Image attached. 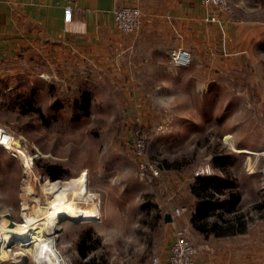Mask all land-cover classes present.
<instances>
[{
	"label": "rangeland",
	"instance_id": "rangeland-1",
	"mask_svg": "<svg viewBox=\"0 0 264 264\" xmlns=\"http://www.w3.org/2000/svg\"><path fill=\"white\" fill-rule=\"evenodd\" d=\"M65 50L73 56L31 60L25 66L28 75L0 79V124L32 156L34 177L31 192L24 193L22 160L0 146V215L16 224H25L24 216L41 221L39 230L29 228L41 234L40 241L36 236L15 240L11 251L4 249L0 264H39L35 244L43 235L51 236L60 264H75L76 240L87 231L88 241L98 239L90 254L102 256L105 264H150L163 243L161 214L172 206H189V183L201 168H207L201 174L235 178L240 199L224 215L240 214L244 227L261 240L264 32L237 59L205 56L200 68L190 64L173 74L146 76L152 82L141 91L123 89L125 76L117 68L80 58L73 47ZM136 128L145 134L147 161L159 170L152 181L137 174ZM214 154L231 156L227 163L213 165ZM43 163L66 170L55 181L62 183L58 195L74 205L69 217L82 218L63 219L52 233L43 216L36 217L38 208L49 207L56 194L47 185L52 179L43 172ZM182 214L174 217L179 223ZM13 252L24 254L22 263Z\"/></svg>",
	"mask_w": 264,
	"mask_h": 264
},
{
	"label": "crops",
	"instance_id": "crops-1",
	"mask_svg": "<svg viewBox=\"0 0 264 264\" xmlns=\"http://www.w3.org/2000/svg\"><path fill=\"white\" fill-rule=\"evenodd\" d=\"M121 5L141 10L142 23L136 31L124 33L116 27L113 9ZM66 6L71 7L69 19L64 18ZM212 11L201 0H0V79L28 75L25 66L31 60L73 56L65 50L73 47L80 58L117 68L125 76L123 89L141 91L152 82L146 76L173 74L190 64L200 68L205 56L237 59L264 32V0H229L219 21L207 19ZM176 48L191 53L188 65L170 62L169 52ZM189 195L182 223L166 221L161 214L163 243L155 254L164 261L175 228L184 226L198 246L196 264H264V234L257 242L246 226L229 233L195 228L190 221L195 197Z\"/></svg>",
	"mask_w": 264,
	"mask_h": 264
},
{
	"label": "built area",
	"instance_id": "built-area-1",
	"mask_svg": "<svg viewBox=\"0 0 264 264\" xmlns=\"http://www.w3.org/2000/svg\"><path fill=\"white\" fill-rule=\"evenodd\" d=\"M201 1L213 8L212 13L207 19L210 21H219V13L228 8L229 0ZM70 14L71 7L66 6L64 9V18L69 19ZM113 18L118 30L124 33H131L140 27L142 23V12L139 7L135 5H121L113 9ZM169 60L176 66H185L191 62V53L182 48L172 49L169 52ZM16 144H18V146ZM0 146L6 148L11 155L22 160L23 169H25V167L30 168L32 156L28 155L20 146L19 138L16 137L14 133L9 132L2 124H0ZM133 149L137 158L138 177L142 180L152 181V179L159 175V170L154 164L147 161L145 157V134L138 128L133 132ZM206 169L207 168H201L197 170L195 175L204 173V170ZM185 209V206L172 207V220H174L175 215H180ZM14 224L15 222H13L8 216L0 215V260H4L2 249H8V246H2L4 237ZM197 253L198 246L192 240L186 227L178 226L174 230L173 239L169 245L168 254L165 260L163 261L159 254H153L150 258V264H196L195 257Z\"/></svg>",
	"mask_w": 264,
	"mask_h": 264
},
{
	"label": "trees",
	"instance_id": "trees-1",
	"mask_svg": "<svg viewBox=\"0 0 264 264\" xmlns=\"http://www.w3.org/2000/svg\"><path fill=\"white\" fill-rule=\"evenodd\" d=\"M83 98L85 95L83 94ZM86 102L81 106L86 105ZM81 104V103H80ZM230 154H214L212 157L213 165H223L227 163ZM43 172L51 179L61 178L66 170L57 163H43L41 165ZM235 178L228 173L225 176L197 174L189 183V190L195 197L192 203L190 213L191 224L202 231L213 230L215 233H229L233 230L241 231L244 228V220L240 214L234 218L224 215L226 211L231 212L236 209L240 194L234 190ZM224 189H227L224 191ZM209 215H215L217 218L207 220ZM221 221V222H219ZM235 221L234 225L232 222ZM235 226V228H234ZM90 232L81 233L76 240V250L78 259L75 264H105L102 256L90 254L95 248V240H89Z\"/></svg>",
	"mask_w": 264,
	"mask_h": 264
},
{
	"label": "bare ground",
	"instance_id": "bare-ground-1",
	"mask_svg": "<svg viewBox=\"0 0 264 264\" xmlns=\"http://www.w3.org/2000/svg\"><path fill=\"white\" fill-rule=\"evenodd\" d=\"M16 145L18 146V144H16ZM33 180H34V177L31 173L30 169L28 167H25L23 185H22V189H23L24 193L28 194L31 192V190L33 188ZM47 180H49L47 182L48 187H50V189L56 194L53 196V200H52L51 205L49 207L38 208L37 213H36L37 214L36 217H38L40 219V217L43 216V218L45 219L44 225L47 227L49 232L52 233V232H54V230H56L59 227V222H60L59 218L61 216L70 215L71 213L75 212V209H74V205L71 202L62 201L60 199V196L58 195L59 190L57 187L61 188L62 183L60 181L55 182L56 180H59V179H54V180L47 179ZM47 180H45V182ZM45 182H44V184H45ZM25 190H27V191H25ZM43 190H44V188H43ZM43 194L47 195L49 198V201H50V194L45 193L44 191H43ZM23 206H22V208H23ZM25 213L28 214V212H25ZM24 221H25V224H16L17 222H15L13 227H11L10 230L6 233L4 240H3V245H2V246H8L7 247L8 249H5V250L11 251L12 250V243L15 240H18V241L23 240L24 241L25 238L27 240L32 236H36L37 241L38 240L40 241L39 238H40L41 234L40 235H36V234L34 235L31 233L30 229H36L37 227H39L41 221L39 220L38 222H36L35 220H33L29 216H27V217L24 216ZM36 230H39V229L37 228ZM32 232H34V231H32ZM7 234H13L14 240L12 239L10 241L9 238L7 237ZM42 235H43V233H42ZM35 245H36L35 248L38 249L37 260H38L39 264H43V263L44 264H51V263H55V262H56L55 264H60V262L57 259L58 256L56 257L55 253L52 250L51 236H44L43 235L41 243L36 242ZM21 254L22 253H20V252H13L12 256L13 257L17 256L19 258V261L18 260L17 261L21 262L22 258H20V257L24 256V254H22V255ZM50 254L54 255L56 258L50 257L49 256Z\"/></svg>",
	"mask_w": 264,
	"mask_h": 264
},
{
	"label": "water",
	"instance_id": "water-1",
	"mask_svg": "<svg viewBox=\"0 0 264 264\" xmlns=\"http://www.w3.org/2000/svg\"><path fill=\"white\" fill-rule=\"evenodd\" d=\"M163 217H164V220H166V221H170V220H172V215H171V212H170V211H166V212H164ZM63 219L79 220V219H82V218H80V217H79V218H71V217H69V216H61V217L59 218L60 221L63 220Z\"/></svg>",
	"mask_w": 264,
	"mask_h": 264
}]
</instances>
